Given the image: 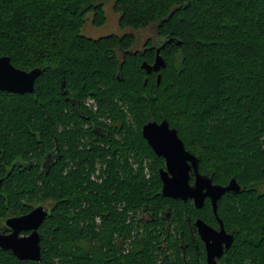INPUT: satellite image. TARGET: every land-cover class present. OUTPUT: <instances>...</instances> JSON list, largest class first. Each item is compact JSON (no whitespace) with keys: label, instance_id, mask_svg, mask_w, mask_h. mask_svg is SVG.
Wrapping results in <instances>:
<instances>
[{"label":"trees","instance_id":"obj_1","mask_svg":"<svg viewBox=\"0 0 264 264\" xmlns=\"http://www.w3.org/2000/svg\"><path fill=\"white\" fill-rule=\"evenodd\" d=\"M113 8L121 27L152 29L144 48L134 32L80 33L89 11L104 23L101 0H0V56L42 69L32 92L0 90V225L35 198L55 201L39 227L41 260L0 249V264H206L193 222L218 226L211 204L161 193L164 158L141 132L163 119L200 173L241 187L217 204L234 239L216 264H264V0ZM157 48L165 66L147 72Z\"/></svg>","mask_w":264,"mask_h":264},{"label":"water","instance_id":"obj_2","mask_svg":"<svg viewBox=\"0 0 264 264\" xmlns=\"http://www.w3.org/2000/svg\"><path fill=\"white\" fill-rule=\"evenodd\" d=\"M163 66L165 60L159 54V48L156 50L153 63L142 62V67L147 72L158 71ZM41 70L40 67L23 70L14 66L9 56L1 55L0 90L16 93L32 92L35 79ZM141 132L153 151L164 158V166L159 168L163 195L184 201L191 200L196 207H202L205 198H210L213 212L220 221V228H213L201 218L195 220L194 226L205 246L206 263L216 264L234 239L233 234L225 230L218 215V199L227 192H239L241 188L239 183L234 177L225 185L213 183L209 176L200 173L198 157L185 148L176 128L171 127L167 119L160 122L150 120L142 125ZM191 175H193L192 182ZM47 216L48 211L40 204L26 214L7 217L5 225L10 232L5 234L0 231V249L10 251L19 259L40 261L39 227ZM22 230H30V233L20 236Z\"/></svg>","mask_w":264,"mask_h":264},{"label":"rangeland","instance_id":"obj_3","mask_svg":"<svg viewBox=\"0 0 264 264\" xmlns=\"http://www.w3.org/2000/svg\"><path fill=\"white\" fill-rule=\"evenodd\" d=\"M100 0H93V2H98ZM103 2V9L105 13V21L101 25H95L93 23L92 11L87 12L85 16V22L80 29V33L89 37H99L107 34H123L127 32H134L138 36L137 48H141L144 41L154 35L152 29H144L140 31H134L129 27H121L118 23V13L114 10L113 5L115 0H101ZM156 35V34H155ZM160 40V39H158ZM91 100L86 99L85 104ZM88 106V105H87ZM89 107V106H88ZM90 108L94 109L93 105ZM146 162V161H145ZM146 165V163H144ZM144 172L148 175V167L146 166Z\"/></svg>","mask_w":264,"mask_h":264},{"label":"flooded vegetation","instance_id":"obj_4","mask_svg":"<svg viewBox=\"0 0 264 264\" xmlns=\"http://www.w3.org/2000/svg\"><path fill=\"white\" fill-rule=\"evenodd\" d=\"M142 48H144V43H143L141 49H142ZM138 49H140V48H138ZM55 155H56V151L54 150V148H51V149H49L48 152L43 156V158L41 159V161L38 162V163L36 162L35 165L38 164V168H39L40 171H47V170L49 169L50 165L55 161ZM14 164L17 165L20 169H21V168L23 169V168H30V167H32V166L30 165V163H23V162H21V161H17V162H15ZM192 181H193V180H192ZM222 196H223V195H222ZM222 196H221V198H222ZM221 198H219V199H221ZM206 199H208L209 202H210V204H211V200H210V198L207 197V198H205V200H206ZM219 199H218V201H219ZM204 202H205V201H204ZM40 204H42L43 207L48 211V215H49L50 212H51V210H52V208L54 207L55 201H54V199L50 198V199H48L47 201L40 202V201H37L36 198H35V201H34L33 203H30V202H29V203L26 205V206L28 207L26 211H23V212L18 213V214H11V215H9V216L26 214V213L30 212L34 207H36V206H38V205H40ZM211 207H212V204H211ZM212 211H213V208H212ZM213 213H214V212H213ZM9 216H6V217L3 219V221H2V223H1V225H0V231L3 232V233H5V234L10 232V229L7 228L6 225H5V220H6L7 217H9ZM214 216H215V219H216V221H217V223H218V226H213V225H210V224H209V225L212 226V227L215 228V229H219V228H220V225H219L220 221H219L218 218L216 217L215 213H214ZM196 219H198V218H196ZM196 219H195V220H196ZM195 220H194V222H195ZM194 222H193V225H194ZM221 222H222V220H221ZM222 223H223V222H222ZM207 224H208V223H207ZM223 226H224V225H223ZM194 228H195V232H196L197 236L201 239V237H200V235L198 234V232H197L195 226H194ZM225 230H226V229H225ZM227 232H228V231H227ZM29 233H30V230H22V231H20L19 235H20V236H24V235H27V234H29ZM201 241H202V239H201ZM202 242H203V241H202ZM203 244H204V243H203ZM204 251H205V246H204ZM13 255H14V254H13ZM205 262H206V252H205ZM206 264H207V263H206Z\"/></svg>","mask_w":264,"mask_h":264},{"label":"built area","instance_id":"obj_5","mask_svg":"<svg viewBox=\"0 0 264 264\" xmlns=\"http://www.w3.org/2000/svg\"><path fill=\"white\" fill-rule=\"evenodd\" d=\"M87 99H88V100H91V105H93V107H94V109H95V108H96V102H95V100L92 99V98H87ZM85 105H86V106L88 105L89 107L91 106L89 101H88Z\"/></svg>","mask_w":264,"mask_h":264}]
</instances>
